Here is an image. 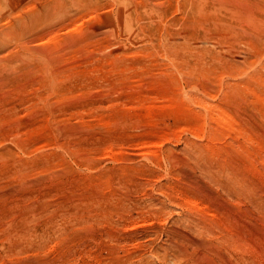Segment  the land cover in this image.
<instances>
[{"label":"rangeland","instance_id":"obj_1","mask_svg":"<svg viewBox=\"0 0 264 264\" xmlns=\"http://www.w3.org/2000/svg\"><path fill=\"white\" fill-rule=\"evenodd\" d=\"M0 36V264H264V0H0Z\"/></svg>","mask_w":264,"mask_h":264},{"label":"bare ground","instance_id":"obj_2","mask_svg":"<svg viewBox=\"0 0 264 264\" xmlns=\"http://www.w3.org/2000/svg\"><path fill=\"white\" fill-rule=\"evenodd\" d=\"M13 1V0H12ZM15 1V0H14ZM6 3V2H5ZM7 4H9V3H7ZM48 7H47V5H46V7H45V9L44 10H46ZM63 9H64V5H62V4H55L54 5V3L48 8V10H47V12H45L46 13V15H48L49 13H55V15L56 16H59V15H61V12L63 11ZM45 22V15H34V16H32V18H31V20H29V21H26L25 23H24V25L27 27V28H30V26H31V24H37V23H44ZM230 26V25H229ZM9 32V31H8ZM5 35L7 34V33H4ZM1 37V36H0ZM7 37H8V40H14L15 39V37L12 35V34H10L9 35V33L7 34ZM2 38V37H1ZM4 40V39H3ZM3 40H1V41H3ZM6 42V40H4V43ZM2 42H0V47L2 46V44H1ZM3 43V44H4ZM7 43H9V41L7 42ZM201 261V260H200ZM205 261V260H204ZM199 262V261H198ZM202 263H203V261H202ZM205 263V262H204ZM199 264V263H198ZM205 264H209L208 262L207 263H205Z\"/></svg>","mask_w":264,"mask_h":264}]
</instances>
